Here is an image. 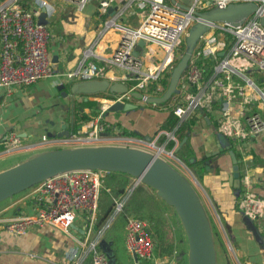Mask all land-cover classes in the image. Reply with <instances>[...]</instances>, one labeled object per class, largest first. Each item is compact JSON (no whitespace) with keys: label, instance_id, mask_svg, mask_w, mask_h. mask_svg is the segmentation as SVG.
<instances>
[{"label":"built area","instance_id":"1","mask_svg":"<svg viewBox=\"0 0 264 264\" xmlns=\"http://www.w3.org/2000/svg\"><path fill=\"white\" fill-rule=\"evenodd\" d=\"M67 1L74 2L78 10L89 2ZM116 1L97 2L98 15L103 16L104 26L121 33L115 50L108 57H100L98 62L96 59L81 62L66 75L72 82H120L127 91L98 93L95 115L71 131L69 137L63 139V144L91 145L115 139L116 135L111 133L114 128L105 118L112 104L132 102L133 91L144 96H156L154 91L163 92V81H169L170 73L183 53L188 29L199 19L194 11L223 8L238 2H255L264 10V0H190L188 4L176 0L187 9L172 4L170 0H123L116 4L115 13L109 17L108 8ZM43 7L47 17L54 11L50 9L53 5L48 0H27L23 4L20 0L0 2V88H5L8 94L14 86H29L55 75L48 54L50 33L46 25L36 21ZM126 15L133 16L136 24L132 25V20L125 21ZM139 40L144 41L140 56L134 54ZM220 52L224 54L220 55ZM116 67L122 71L115 73ZM247 71L264 72V26L259 16H250L237 26L225 22L212 23L192 51L188 66L177 84L179 92L170 98V108L178 118V124L188 122L198 112H211L215 108L218 110L216 130L232 142L237 151L242 152L244 143L264 136V89L247 75ZM261 82L264 84V77ZM161 134L166 132H158L147 144L153 147ZM167 134L177 144L174 132ZM42 139L46 140V136ZM0 143L6 150H11L19 147L21 140L11 132L4 135ZM246 158L247 155H242L240 160L245 162ZM106 172L77 169L42 180L27 189L34 203L31 212L9 220L4 229L13 237H21L34 225H51L70 234L74 221L82 220L83 235L76 241L78 248L73 251L72 259L76 264L86 261L89 264H109V257L101 249L100 241L133 189L132 186L126 189L116 201L112 214L96 229L98 203L104 188L102 179ZM249 174L248 167L241 168L237 210L264 227V195L250 188ZM123 232L128 256L132 258L135 255L138 262L151 264L155 242L150 222L129 215Z\"/></svg>","mask_w":264,"mask_h":264},{"label":"crops","instance_id":"2","mask_svg":"<svg viewBox=\"0 0 264 264\" xmlns=\"http://www.w3.org/2000/svg\"><path fill=\"white\" fill-rule=\"evenodd\" d=\"M25 1L27 0H20L21 4ZM48 1L53 5L50 9L54 10L47 17L50 22L46 28L50 33L48 54L55 75L40 79L29 86H14L9 94L5 88H0V140L11 132L17 134L21 140L19 147L11 150H6L0 143V161L13 156L17 158L7 165L0 166V171L45 150L83 146L63 144V139L67 138L58 134L66 130L70 135L74 108L87 113L89 118L95 115L100 94L63 95V91H68V83L72 82L66 74L75 70L81 62L91 59L98 62L100 57L110 56L120 42L121 33L113 27L104 26L103 16L98 15L97 3L88 2L82 10H78L71 1ZM121 1L123 0H117L113 6L116 7ZM73 7L81 12L74 11ZM121 71L120 68H114L115 73ZM62 84H65V87H61ZM85 101L95 103L81 111V105ZM132 103L136 105L135 109L105 113L106 120L114 128L111 133L116 135L115 139L91 145H121L112 143L114 141L146 145L154 140L153 136L158 130L169 135L168 131L160 127L171 110L170 106L147 104L136 99L132 100ZM217 114L218 110L215 108L211 112H198L184 144L187 142L192 146L197 158L206 159L202 185L212 196L211 201L227 235V245L225 244L224 248L230 251L232 258L229 259L226 255L225 264H264V227L258 229L262 238L256 239L243 223L242 215L237 210L235 191L228 185L232 165L228 150L232 148L234 151L236 147L216 130ZM125 132H134L139 136H129ZM48 133L56 136H48ZM43 136H46V140L42 139ZM146 136L148 141H145ZM183 145L177 150V157L182 153ZM217 150L219 155L212 158V153ZM234 152L238 159H241L242 155L248 156L247 162H240L241 168L250 169V188L257 194L264 195V136L244 143L242 152ZM146 190L153 194L151 189ZM155 199L172 223L175 248L172 256L163 257L156 255L154 248L153 259L156 264H187L183 234L174 226L173 213L167 211V205L165 204V208L160 198L155 196ZM33 204L28 191L0 202V264H76L72 255L78 248L76 241L83 235L82 220L74 221L70 234L51 225H34L21 237H13L6 232L5 224L13 218L30 213ZM151 230L154 236L153 229ZM153 239L156 244L154 237Z\"/></svg>","mask_w":264,"mask_h":264},{"label":"water","instance_id":"3","mask_svg":"<svg viewBox=\"0 0 264 264\" xmlns=\"http://www.w3.org/2000/svg\"><path fill=\"white\" fill-rule=\"evenodd\" d=\"M170 2L183 9L188 8L176 0H170ZM116 9L115 6H110L108 15L112 16ZM194 13L199 19L188 29L183 53L170 73L166 89L159 96H144L140 92L133 91L131 94L134 99L147 104H160L169 100L173 94H177L179 92L178 81L188 66L192 51L212 23L225 22L237 26L250 16L258 15L260 23L264 26V10L259 8L255 2L229 3L223 8L213 7L205 11H194ZM36 21L42 25L49 24L46 8L41 9ZM143 46L144 41L139 40L135 46L134 54L137 55ZM219 54L223 55L224 52ZM68 84V91L62 92L65 96L92 95L106 90L109 92L127 91V87L123 83H109L107 80H87ZM61 87H65V84H62ZM135 108L136 105L132 102H116L109 107L108 111H126ZM47 135L56 136L51 133ZM186 139L187 136L168 152L181 164L182 161L176 156V152ZM152 145L155 152L121 145H83L42 151L0 171V202L24 192L46 178L70 170L100 169L127 173L135 178L132 189L141 183L145 189H153L161 200L175 210L187 239V264H216L213 232L196 189L182 173L160 156L162 152H166L164 145ZM212 155V158H217L219 151H215ZM228 155L232 164L228 185L238 192L241 183V160L237 158L232 148L228 150ZM206 168L208 169V167ZM189 172L197 181L196 173L191 170ZM242 221L256 239L262 238L257 226L250 218L244 215ZM101 249L108 255L109 264H116L112 257V251L103 244H101ZM132 258L135 263L138 262L135 255Z\"/></svg>","mask_w":264,"mask_h":264},{"label":"trees","instance_id":"4","mask_svg":"<svg viewBox=\"0 0 264 264\" xmlns=\"http://www.w3.org/2000/svg\"><path fill=\"white\" fill-rule=\"evenodd\" d=\"M163 83L164 86H166L168 82L163 81ZM94 103L95 102L92 101H85L81 105L80 110L82 111L84 107H90L94 105ZM75 110L78 109L74 108L73 123L71 128L72 131H74L82 121H85L89 118L87 113H84L83 111L80 112L79 110L75 112ZM194 120L195 117L191 118L187 123L178 124V118L170 110L166 120L163 122L160 128L168 132H174V136L179 142L188 135L190 126L193 124ZM125 134L129 136H139L134 132H125ZM156 143H165V147L167 149H172L175 146V141L173 139H167L166 135L164 134L157 138ZM188 145L189 144L187 142L184 144L185 147ZM234 151L236 150L234 149ZM197 161L194 159L192 162H184L189 168H193L192 170H194L196 176L197 174L198 176H201L200 172L205 171L206 159L201 160L200 166L195 165L200 163ZM132 178L134 177L119 171H107L105 173L102 179L104 188L101 190L98 203L97 218L95 223L96 229H99L112 214L116 201L125 193L126 189L131 184L130 182L132 181ZM106 188L109 190L107 191ZM137 214L140 218L148 217L153 221L151 229H153V237L156 241V255L160 257L172 256L175 248V237L174 231L172 229V223L169 217L165 215L160 204L156 201L155 196L149 193L143 187V185L139 183L134 187L133 191L125 201L122 210L114 217L115 219L118 215H121V217L124 219L122 224L117 228L115 224L112 225L113 219L109 227L104 231L100 241V244L105 245V247L112 251V257L115 259L116 264H119L117 261L119 241L117 239L115 230L117 229L118 232L121 227L123 228L127 216H138ZM83 264H89V262H84Z\"/></svg>","mask_w":264,"mask_h":264},{"label":"rangeland","instance_id":"5","mask_svg":"<svg viewBox=\"0 0 264 264\" xmlns=\"http://www.w3.org/2000/svg\"><path fill=\"white\" fill-rule=\"evenodd\" d=\"M179 1H181L184 4H188L190 0H179ZM89 2H91V3H94V2L97 3L98 0H89ZM134 6H136V4H134ZM73 9H74V7H73ZM74 11H77V10L74 9ZM77 12H81V11H77ZM80 14L82 15L83 13H80ZM128 20H132V25L133 24H136L135 23V20L133 19V16L126 15L125 21H128ZM182 50H184V47L183 46H182ZM137 55L140 56L142 54L141 53H137ZM246 73H247L248 76H250L254 80V82L257 85L263 87V89H264V84L261 82V78L264 77V72H262L261 74H257L256 72H249V71H247ZM167 85H168V83H167ZM167 85L165 86L164 90L166 89ZM153 94L156 95V96H159V95L162 94V92L154 91ZM166 104L168 106H170V104H171L170 99L166 101ZM166 104H165V102H163V103H160V104H157V105L167 106ZM159 131L160 130H158L154 136H156ZM68 135H69L68 134V131H66V130L65 131H61L60 134H59V136L62 137V138H68ZM154 136H153V138H154ZM166 137H167V139H171L170 138V134L168 136L166 135ZM148 140H149V138L146 136L145 137V141H148ZM101 143H106V141L101 142ZM112 143H114V144H121V146H130V147H134L135 146V148H139V149H143V150H154V152H155V149L151 145L148 146L147 144L146 145H137V144H134V143H123V142H118V141H114ZM122 144H125V145H122ZM155 145H158V146L164 145V147H165V143H158V144L156 143ZM172 149H167L165 147V151L166 152H162L160 154V156L163 159H165L168 163H170V165L172 167H174L176 170H178L180 173H182L192 183V185L196 189V191H197V193H198V195L200 197V200L202 201V204L204 206L205 212H206V214L208 216V219H209V222H210V225H211V229H212V232H213L214 247H215V251H216V264H225L226 255L229 257V259L232 258V256H231L230 251L229 250H226V248H224L225 247V244L227 245V235H226V232L224 230V227H223V225L221 223L222 221H221V219H220L217 211L215 210V208L213 206V202L211 201L212 196L210 195L208 189L205 188L202 185V175L205 173V171L200 172L201 176H197L196 177L197 178V181H198L197 182L196 180H194V178L192 176V173L189 172V170L194 171V170H192L193 168L192 169L189 168L186 165V163H185L187 161L188 162H192L195 159L196 161L198 160L197 162H200L199 164H195V165L196 166H200L201 165V160H205V159L204 158H197L191 145H188L187 147H185L183 145V147H182L183 151L178 156V158L182 161V164H181L180 162H178L176 159H174L168 153ZM15 160H17V158L15 156L10 157L9 159H6V160H2V161H0V166L7 165V164H9L10 161H15ZM3 161H7V162H3ZM185 167H187V168H185ZM240 169H241V164H240ZM215 170L217 172L218 171V168H216ZM215 170H212V172H215ZM230 173H231V171H230ZM133 179H135V178H132V181L130 182L131 185H129V186H132ZM205 189L208 191V193H207V191ZM25 191H27V190H25ZM151 191H152V193L155 196H157L156 193H155V191L153 189H151ZM237 193L238 192H235V195H237ZM165 204L166 203H164V205ZM166 205L168 207L167 208L168 209L167 211H170V212L173 213L174 221H175V224H174L175 228H177L178 231L180 230L182 232V234H183V244L185 246V249L184 250H185L186 256H187V250H188L187 249V247H188L187 246V239H186L185 233L183 231V228L181 226V223H180V221L178 219V216H177L176 212L174 213L175 210L170 205H168V204H166ZM166 205L164 206L165 208H166ZM143 218L144 219L146 218V220H148L150 222L151 227H152V223H153L152 219L151 218H148V217H143ZM123 220H124L123 217H121V215H118L113 220L112 225L115 224L117 226V228H118V226L122 224ZM115 232L117 234L116 236H117V239L119 241L118 253H117V261H118V263L119 264H144V262H142V261H140L138 263H135L133 261V259H131L127 255V253L125 252L124 243H123V235H124V232H123L122 227H121V229L118 232H117V229H116ZM153 263H154V259L152 260L151 264H153Z\"/></svg>","mask_w":264,"mask_h":264},{"label":"flooded vegetation","instance_id":"6","mask_svg":"<svg viewBox=\"0 0 264 264\" xmlns=\"http://www.w3.org/2000/svg\"><path fill=\"white\" fill-rule=\"evenodd\" d=\"M240 186H241V184H240ZM243 216V215H242ZM255 225H256V223H254ZM258 227H257V229H261V227H262V229H263V226H262V224H260V225H257ZM259 231V230H258Z\"/></svg>","mask_w":264,"mask_h":264}]
</instances>
